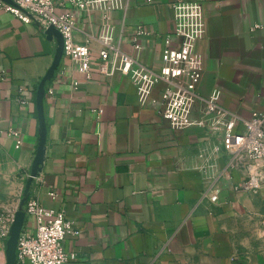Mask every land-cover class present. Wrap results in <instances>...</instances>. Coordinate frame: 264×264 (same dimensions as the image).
Returning <instances> with one entry per match:
<instances>
[{
  "label": "crops",
  "instance_id": "obj_1",
  "mask_svg": "<svg viewBox=\"0 0 264 264\" xmlns=\"http://www.w3.org/2000/svg\"><path fill=\"white\" fill-rule=\"evenodd\" d=\"M144 1L105 17L55 0L58 11L73 12L74 40L89 45L90 79L60 56L55 31L40 19L0 11V264H17L15 239L35 226L18 212L26 185L43 208L76 223L78 235L62 242L73 257L66 264H264V161L258 189L235 191L247 177L242 163L227 167L225 151L213 167L198 156L222 144L221 131L172 129L159 115L164 83L140 105L128 77L97 71L101 40L161 68L173 0ZM186 1L201 3L205 24L190 120L201 119L202 98L213 93L242 119L264 113V0Z\"/></svg>",
  "mask_w": 264,
  "mask_h": 264
},
{
  "label": "built area",
  "instance_id": "obj_2",
  "mask_svg": "<svg viewBox=\"0 0 264 264\" xmlns=\"http://www.w3.org/2000/svg\"><path fill=\"white\" fill-rule=\"evenodd\" d=\"M71 7L86 13L99 11L106 14L124 7L127 0H67ZM146 4L152 0H145ZM173 32L163 37L162 66L155 71L133 55L120 51L109 40H101L98 52L97 71L105 77L121 74L129 78L135 88L140 105L150 98L154 87L164 83L159 115L172 129L181 130L198 125L209 131L222 132V144L210 149L202 148L199 158L213 167L221 151L230 155L227 167L235 162L242 163L247 177L233 187L235 191L258 189L257 163L264 161V113L252 111L248 119H242L222 108L216 93L203 99L204 112L198 121L190 120V112L200 99L197 86L201 77L202 60L195 51V43L205 34L201 3L173 0L171 4ZM0 11L10 13L23 23L40 19L46 27H53L62 40V55L72 61L86 79H90L93 67L88 43L74 40L73 12H60L55 0H0ZM136 35L143 33L136 28ZM135 40V39H134ZM138 51L139 45H133ZM3 74L0 72V77ZM74 85L77 83L74 82ZM24 103L23 101L21 102ZM19 148L18 134L9 132ZM54 198L55 193H49ZM219 189L210 195L212 202L218 201ZM25 215L34 218L33 231L20 234L16 244L17 264H66L73 257L66 255L62 242L67 236L76 237L75 222L55 210L43 208L35 198L28 197L24 207ZM4 226L0 222V230Z\"/></svg>",
  "mask_w": 264,
  "mask_h": 264
},
{
  "label": "water",
  "instance_id": "obj_3",
  "mask_svg": "<svg viewBox=\"0 0 264 264\" xmlns=\"http://www.w3.org/2000/svg\"><path fill=\"white\" fill-rule=\"evenodd\" d=\"M47 28H49V29H53L54 31H55V33H56V35H57V38H58V41H59V53H60V56L62 55V40H61V37H60V35L58 34V32L53 28V27H51V26H49V27H47ZM23 199L26 201L27 199H28V197H29V186L28 185H26V187L24 188V190H23ZM18 212L20 213V214H22L23 216H26L25 215V211H24V208H21V209H19L18 210ZM20 236V234L16 237V239H15V243H14V248H15V255H16V244H17V240H18V237Z\"/></svg>",
  "mask_w": 264,
  "mask_h": 264
}]
</instances>
